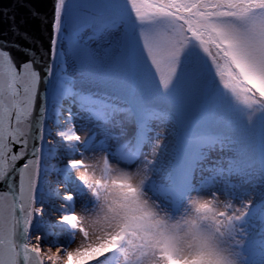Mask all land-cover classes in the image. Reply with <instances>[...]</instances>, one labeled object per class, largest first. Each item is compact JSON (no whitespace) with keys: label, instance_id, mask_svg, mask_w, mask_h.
I'll use <instances>...</instances> for the list:
<instances>
[{"label":"snow or ice","instance_id":"obj_1","mask_svg":"<svg viewBox=\"0 0 264 264\" xmlns=\"http://www.w3.org/2000/svg\"><path fill=\"white\" fill-rule=\"evenodd\" d=\"M124 3L132 20L121 0H54L48 50L0 8L13 37L0 39V264H251L264 172L229 133L254 130L264 161V0ZM115 67L131 102L76 86ZM182 68L195 134L188 92L169 96ZM169 135L190 146L178 173Z\"/></svg>","mask_w":264,"mask_h":264},{"label":"rangeland","instance_id":"obj_2","mask_svg":"<svg viewBox=\"0 0 264 264\" xmlns=\"http://www.w3.org/2000/svg\"><path fill=\"white\" fill-rule=\"evenodd\" d=\"M121 11L128 16L129 20H132L130 11L127 8L124 0H121ZM111 61L107 62V65H111ZM115 76L114 78L105 83V84H97L92 83L87 79L78 80L76 86L82 87L84 90L93 91V92H102L107 93L112 97L118 98L119 101H128L131 102L132 97L129 94L128 89V70L125 67H115L114 69ZM167 70L165 69V72ZM188 68H182L180 76L177 79L176 85L170 91L169 96L175 94H182L188 92V104L190 107V111L185 114L183 117L184 130H191L193 134H195L197 129H194V121L197 118L196 105L197 101L195 99L194 93L190 88V81L188 79L189 74ZM76 74V73H74ZM71 83V81L66 82ZM148 90L155 93L156 89L154 85L151 84L150 81H146L142 85L141 91ZM168 106V105H166ZM77 124L80 128H83V123L81 120H77ZM234 136L235 139L238 140L241 147H243L251 159L254 162V171L259 178L260 174L264 172V161L261 160L259 144L256 139L255 131L248 130L243 134L238 133H229ZM190 154V146L185 144L181 139L177 136L169 135L167 151L165 154V163L174 172L178 173L181 162L183 159ZM221 156L219 152H212L210 154L209 160L205 162V164L212 163L213 160L218 159ZM75 190V189H73ZM250 191L248 185L237 186L235 190V194L237 198L246 197ZM257 210L253 209V215L250 217V226L249 230L252 234V239L250 241V257L251 264H264V240L261 239L264 236V225H261L257 222Z\"/></svg>","mask_w":264,"mask_h":264},{"label":"water","instance_id":"obj_3","mask_svg":"<svg viewBox=\"0 0 264 264\" xmlns=\"http://www.w3.org/2000/svg\"><path fill=\"white\" fill-rule=\"evenodd\" d=\"M27 5V7L21 6ZM54 0H0V8L9 9V16L15 15V22L21 31L29 33L35 40L39 41L45 50L50 49L51 39V20L54 12ZM33 8L48 17V23L43 24L40 19L33 18L29 11ZM8 34L5 36L4 33ZM12 33L9 31V21L5 18L4 13L0 12V39H12ZM17 41L24 47H34L27 41L17 38ZM14 56L19 61L27 60L28 57L13 49Z\"/></svg>","mask_w":264,"mask_h":264},{"label":"bare ground","instance_id":"obj_4","mask_svg":"<svg viewBox=\"0 0 264 264\" xmlns=\"http://www.w3.org/2000/svg\"><path fill=\"white\" fill-rule=\"evenodd\" d=\"M82 123H83V128H90L91 125L87 122V121H84V120H81Z\"/></svg>","mask_w":264,"mask_h":264},{"label":"clouds","instance_id":"obj_5","mask_svg":"<svg viewBox=\"0 0 264 264\" xmlns=\"http://www.w3.org/2000/svg\"><path fill=\"white\" fill-rule=\"evenodd\" d=\"M78 174H80V175H83L84 173H83V172H81V173H78Z\"/></svg>","mask_w":264,"mask_h":264}]
</instances>
